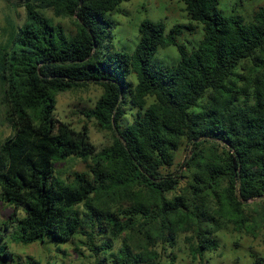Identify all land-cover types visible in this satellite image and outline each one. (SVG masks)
Wrapping results in <instances>:
<instances>
[{"label":"trees","instance_id":"trees-1","mask_svg":"<svg viewBox=\"0 0 264 264\" xmlns=\"http://www.w3.org/2000/svg\"><path fill=\"white\" fill-rule=\"evenodd\" d=\"M125 1L26 0L23 23L8 17L0 33L1 104L13 130L0 143V200L13 207L0 264H43L11 249L13 225L17 243L77 240L94 264H174L177 255L164 258L186 233L204 260L228 222L254 234L262 226L261 212L249 223L247 211L264 203V4L246 18L221 0H181L189 22L168 29L145 19L129 52L112 49L110 14ZM55 17L74 18V28ZM170 46L178 57H160ZM89 84L103 91L84 114L112 133L99 151L88 126L56 114L59 93ZM72 156L92 164L67 182L56 164Z\"/></svg>","mask_w":264,"mask_h":264},{"label":"rangeland","instance_id":"rangeland-1","mask_svg":"<svg viewBox=\"0 0 264 264\" xmlns=\"http://www.w3.org/2000/svg\"><path fill=\"white\" fill-rule=\"evenodd\" d=\"M26 0H0V33L3 28L9 25L8 17L16 24H21L26 18V9L24 6ZM264 4V0H221V8L226 12L236 10L246 18H250L258 8ZM49 15H53L48 10ZM111 18L116 21L114 28V39L112 42L113 50L134 51L140 39V25L145 19L163 21L167 28L170 29L178 23H188L189 15L185 10V4L181 0H128L120 5V10L110 14ZM56 21L63 23L68 28H74L75 19L72 17L58 18ZM189 37V36H187ZM186 36L183 41H186ZM160 57L177 58L178 51L175 46L161 48ZM134 78V77H133ZM102 87L98 84H89L88 86L70 89L58 94L57 117L68 123L75 130H81L86 125L89 128V135L92 143L96 146L97 151L106 147L112 142V133L101 128L95 119H90L84 114L85 109L94 105L96 100L102 94ZM3 93L0 89V143L5 137L11 135L13 130L5 122V106L1 104ZM186 143L179 152L177 165V174H186L185 170L180 168L188 151ZM91 159L72 156L56 164L58 176L65 181L73 179L74 171L89 172ZM182 170V172H179ZM185 182V180H183ZM184 182H182L184 184ZM247 214L249 223L254 217H258V211L264 217V203L259 199L251 200ZM13 207L0 200V227L8 220ZM23 215V211L19 212ZM14 225L7 232V241L11 249L23 257L31 256L43 264H94L95 257L91 251L84 247L79 250L77 240H73L62 245L61 249L56 246L41 242L31 244L17 243L11 239V233ZM221 246L218 251L207 253L205 259H199L192 255L189 243L192 239L190 235L182 234L178 239V245L164 258L168 262L169 256L177 255L174 264H254L252 254L264 255V219L262 226L256 234L246 230L238 229L233 222H228L225 229L219 232ZM116 245L121 241L115 240Z\"/></svg>","mask_w":264,"mask_h":264}]
</instances>
